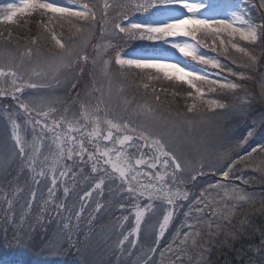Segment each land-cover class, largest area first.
Instances as JSON below:
<instances>
[{
    "label": "snow or ice",
    "instance_id": "6c2138e0",
    "mask_svg": "<svg viewBox=\"0 0 264 264\" xmlns=\"http://www.w3.org/2000/svg\"><path fill=\"white\" fill-rule=\"evenodd\" d=\"M250 3L251 0H104L103 10L99 13L100 42L92 45L95 56L91 58V64L94 68L99 65L106 89L95 87L93 75V91L98 93L94 102L87 98L90 92L84 98H80L77 92L69 102L66 97L58 96L57 90L69 83L68 76L61 78L62 73L72 74L71 89H74L78 77L84 73L83 65L89 63L86 49L95 35L98 22L96 6L87 0H66V4L63 0H19V3L3 5L0 8V25H15L29 33L14 38L10 29L7 35L0 31V38L19 51L18 56L12 55L7 63L0 64V98L11 97L18 109L9 112L8 106L4 108L13 142L9 151L12 157L19 156L23 167L32 174L35 185L39 186L42 180L48 182L45 185L48 198L43 201L42 210H46L49 204L54 205L58 183L66 185L70 177L75 182L77 173H82L84 166H90L95 176L94 187L85 194L86 197H91L93 191L102 196L107 183L114 185L110 187V193L115 192L119 197L126 193L127 199L134 201V231L124 235L119 242L120 247L129 237H133L131 248L136 247L141 225L147 214L155 213L157 204L162 210V218L157 225V245L177 210L186 207L184 220L160 253V264L169 252L176 255V261L170 264H183L181 256L187 254L189 247H196L201 227L209 229V236L214 223L219 229V220L227 217L219 206L211 207L216 202L209 198L212 195L210 190L223 192L229 199L245 200L247 197L236 187L216 182L209 183L190 199V192L182 185L185 184V174L193 169V162L188 156L178 155L169 147V142L180 136L178 129L181 125H187L190 132L195 127L196 122L188 119L187 113H196L203 119L205 108L211 113L230 108L228 103L209 94L218 90L235 93L244 88L243 84L222 76L226 71L241 81L250 78L222 65L221 55L231 59L227 56L229 45L247 58L248 62L242 67L257 66L259 56L234 42L238 39L247 45L264 47V13L258 21L253 20ZM256 7L251 3V8ZM259 8L264 9V0H260ZM110 10L115 14L110 15ZM33 16L37 19H27ZM29 24L35 25L37 31L34 34H31ZM225 36L229 38L228 45L221 38ZM121 40L125 44L134 41L151 44L125 53L119 45ZM202 47L217 55L203 54ZM218 47L221 49L219 52ZM113 49L114 56H109ZM231 62L237 63L235 59ZM113 65L117 66L115 72ZM209 68L220 70L214 74L218 78H210L213 74ZM130 75H138V80L129 81ZM114 79L120 81L117 94L123 93L126 86L143 88L145 99L131 112L128 109L132 100L126 97H121V105H113ZM159 81L186 84L194 91L182 93L175 88L158 89L153 82ZM124 82L129 83L126 85ZM26 90H31L27 96L24 95ZM169 95L171 99H168ZM177 98L193 101L186 104V113L173 111ZM261 99H264V83L261 84ZM249 104L245 96L241 104L232 105L231 110L244 115L247 112L245 106ZM116 108H121V111L116 112ZM261 120L264 121V113ZM174 130H177L175 134ZM217 135L220 140L228 137L227 131H219ZM252 136L253 131H248L237 147H242ZM185 141L197 154L209 150L208 142L203 139L199 144L187 137ZM44 149L46 151H42ZM257 151L264 153V143L256 144L245 155L230 159L226 170L220 172L224 181H228L237 165L247 167ZM204 167L201 159L196 175H205ZM196 175L190 178L195 180ZM244 183L248 181L244 180ZM62 191L66 198L70 189L64 186ZM36 198L37 192L32 191L27 211L31 210ZM54 206L58 209L65 207L63 203ZM104 207V204L97 203L93 211L99 212ZM119 207L123 209L125 205L121 203ZM224 207L227 209L226 204ZM83 211L82 206L76 215L77 224ZM208 211L212 215L205 218ZM5 220L16 229L15 242L30 243L26 235L19 234L24 230L13 223L12 215L0 216V224ZM63 227L69 229V224ZM31 231L34 229H29ZM55 243L58 244L59 240ZM155 251V247L149 248L145 253L147 259L141 261L137 258V264H149L152 260L149 253ZM188 258L191 260L190 256Z\"/></svg>",
    "mask_w": 264,
    "mask_h": 264
},
{
    "label": "rangeland",
    "instance_id": "374dc122",
    "mask_svg": "<svg viewBox=\"0 0 264 264\" xmlns=\"http://www.w3.org/2000/svg\"><path fill=\"white\" fill-rule=\"evenodd\" d=\"M63 2L66 4V0H63ZM87 2L95 5L96 9L98 6L102 5V0H87ZM259 2L260 0H256L259 10L258 15L255 10L256 8H251V3L248 5L253 20L257 21L261 18V13H264V9L259 8ZM7 3H19V0H0V8ZM27 19L36 20L37 17L33 16ZM29 27L32 28L31 34H34L37 31L34 24H29ZM9 29L13 32L14 38L16 35L24 36L29 34L25 29L15 25H0V31H3L5 35H7ZM65 34H67V32ZM221 38L225 40V45H228L229 38L226 36ZM98 42V39H96L95 42H93V45ZM113 42L116 43L115 40ZM141 42L143 43V46L151 44V42ZM208 42L211 43L210 38ZM234 42L240 43L241 46L248 47L250 51L259 56L257 66L255 68L246 67V70L244 69V71H241V65L248 62L247 58L242 54L235 52L230 45L228 46L229 52L227 56L231 57V59H235L237 63L232 64L231 59H226L225 56L222 57L223 55H221L219 58L222 65H226L223 62L227 63L229 66L234 65L236 68L240 69H234L237 73L243 72L246 74L249 70V73H247L248 75H246L250 78L249 80L245 79L241 81L238 80L237 77L227 74L225 71L222 74L223 77H227V79L243 84L244 88L231 94H227L226 92L221 93L220 90H218L217 93L209 94L215 98L221 99L222 102L228 103L230 105L229 109H217L215 113H211L205 108V115L203 119L196 113H187V118L194 120L196 124L191 132L188 130L187 125H181L178 129L180 136L176 137V141L185 144H183L181 148H176V152L182 157L188 156V158H190L193 162V169L189 173L185 174V184L182 185L184 189L190 192V199L198 195V193L206 188L209 183L216 182L226 183L230 187L238 188L240 193L245 195L247 199H229L224 196L223 192L217 193L216 190H210L212 195L209 198L216 202L213 207L219 206L221 213H223L227 219L219 220V229H217L215 223L213 224L211 236L208 235L209 229L207 227L200 228L201 236L198 239L196 247H189L187 249V254L181 256L183 264H197V261H199L200 264H210V262L212 264L214 257L218 254L216 251L218 247L217 243L220 244L221 241L223 242L226 239L237 237V234L234 232L238 229V222L241 220L243 221L244 217L247 216V211L250 208L261 207L264 205V153L259 151L253 153L247 167L242 168L241 165H237V169L242 170L237 171V169H234L233 173L230 174L228 181H224L223 177L220 175L221 170H226L225 166L229 163L230 159L238 158V155H245L256 144L264 143V121L261 120V114L264 113V99H261V84L264 83V47L247 45L245 42H241L238 39ZM21 43H23V41H21ZM119 45L123 48L125 53H131L133 49L143 47L141 46L140 41L125 44L124 41L121 40ZM202 48L201 52L203 54L212 56L217 55V53H213L211 50L203 51ZM220 50L221 49L218 47V52ZM87 54L90 58L89 63L83 65L84 73L78 77V82L83 85L79 93L80 98H84L86 93L90 92L91 95L87 98L94 102L98 93L93 91V75L95 76V87H104L106 89V82L99 71V65L94 68L91 64V58L95 56V50L93 47L90 52H87ZM114 54V49L110 50L108 53L109 56H114ZM12 55L18 56L19 51L14 48L11 43H5L2 38H0V64L7 63L8 59ZM176 55L177 57L179 56L178 53ZM192 63L194 64L195 62ZM116 67L117 66L113 65L114 72ZM219 71V69L209 68V72L213 74L210 78H218L214 74ZM71 75V73L61 74V78L64 76L69 77V83L66 84L64 88L57 90V95L62 98L66 97L69 102L71 99L67 94L69 92V88L71 87ZM132 79L138 80V75H130L129 81ZM119 83V80H113V105H121V97H126L132 100V105L128 109V112H131L132 108L137 103H140L145 99L144 90L143 88H136L135 86H126L123 93L117 94V87ZM124 83L127 85L129 82ZM252 83H256V86ZM153 84L158 89L161 87L169 89L175 88L177 91L182 93L194 91L186 84H174L168 81L153 82ZM76 86H79L78 83ZM247 86L250 87L246 89ZM253 86H255V88H253ZM29 91L31 90H26L24 95L27 96ZM247 93L250 96V104L245 106L247 107L246 114L241 115L232 111L231 106L241 104V101L245 98V96L248 98ZM161 95L163 99V94ZM74 97H76V95ZM168 99H171L170 95L168 96ZM190 100L191 99L185 100L184 98H177V109H179L182 113H186V104L193 103V101L191 100V102ZM184 105L185 107H183ZM5 106H8L9 112L18 110L16 102L13 101L11 97L0 98V168L5 169L3 175L0 177V209L8 206L7 204L11 205L9 209L12 210L9 212H11L13 223H18L17 225H20L24 230L23 233L19 234L26 235V238L30 239V243H17L14 241V235L17 233L14 232V234L11 235L12 238H9L7 245L11 247V249L20 250L26 249L27 246L30 247L32 244H35L34 242L37 240L40 241L42 229L40 233L36 235L32 231L29 232V229H33L34 224L39 228L46 229V232H52L54 228H60L59 231H63L64 234H68V236L72 235L71 227L75 228L78 224H80L83 228L81 232L82 235L85 236L86 234H89V236L85 239L83 238L82 240V244L86 243L84 249L86 251V255L90 257V260L88 261L89 264H96V260L101 257L107 259L104 264H137V258L141 261L147 259L145 253H148V249L152 247H155L156 251L155 253H149L152 256V260L149 261V264H153V262L160 264L161 251H163V249L167 246L169 241L172 239L175 230L184 220V212H181V208L177 210V214L174 216V219L164 237L159 240L158 245L156 244L158 236L157 225L162 218V210L159 204H157L154 214L149 213L146 215L145 220L141 225L136 247L131 248L133 237H129V240L124 243L123 247H120L119 242L123 239L124 235L134 231V201L127 199L126 193L123 197L116 196L115 192L110 193L109 189L110 187H114V185L110 186L107 183L102 196L98 193V191H93L91 197H86L85 194L92 191V188L94 187L95 176L91 173L90 166H84V171L82 173H77L75 182H73L70 177L66 185L60 183L57 184L58 190L55 197L57 204L54 202V205L63 203L65 207L63 209H58L53 204H49L46 210H42L44 208L43 201L48 198L45 187L48 182L42 180L39 186L35 185L32 182V174L27 168L23 167L19 156L17 155L16 157H12L9 149L13 142L10 136L7 115L4 112ZM62 110L63 107L61 106V111ZM120 111L121 108H116V112ZM57 115H59V113H57ZM125 115L127 114L125 113ZM248 115L252 116V120L249 122L245 121ZM21 123L23 129L24 124L23 122ZM250 130L253 131V136L249 138L247 143L242 147H237V144L247 136V133ZM175 131L177 130H174V134ZM219 131H227L228 137L226 140H220L218 138L217 134ZM186 137L194 139L197 144H199L201 139L207 141L209 150L207 152L197 154L192 150V145L185 141ZM27 138L30 139V137ZM165 140H169V138L165 137ZM169 144V147L175 150L172 140ZM42 151H46V149ZM201 159L205 165V175L203 176L196 175ZM192 175H196L195 180L190 178ZM86 177L90 178L86 179ZM244 180H247L248 183L245 184ZM64 186H68L70 189L66 198L64 197L62 191ZM32 191L37 192V198L32 202L31 210L27 211V203L31 200ZM41 192H43V197L41 196ZM97 203H102L105 207L101 208L99 212H94L93 209ZM121 203L125 205L123 209L119 207ZM142 203H146V201H143ZM225 204L227 205V209L224 207ZM82 206L84 211L80 215L79 222L77 224L76 215ZM228 209H231L230 213L228 212ZM25 212L26 214H24ZM22 215L23 220H21ZM124 217H127L126 221L124 220ZM205 218H208V212H206ZM64 224H69L70 230L64 229ZM8 225L13 226V224L7 223V226ZM2 230L4 231V228H2ZM13 231L14 230L9 227L6 234H10ZM183 231H187V229H184ZM8 237L9 235L7 238ZM57 239L59 240L58 244L55 243ZM60 241L61 239L59 237L54 238L52 240L51 247L49 248V252L54 253L57 251L61 245ZM243 246H245V252L242 256V262H244V264H264L263 240L259 243L255 238L250 237L249 240L244 242ZM5 247L9 249L6 245ZM95 248L103 249V253L100 254L99 252L101 250H95ZM129 252H131V255L128 254ZM189 256L191 257V260H189ZM49 257L50 256H48V258ZM124 257H128V260H125ZM114 258L117 259L116 263L113 260ZM171 261H176V255L174 252H169L164 256L163 264H170ZM0 264L19 263L16 255L10 253L9 251L5 253V249H1Z\"/></svg>",
    "mask_w": 264,
    "mask_h": 264
},
{
    "label": "trees",
    "instance_id": "16d2710c",
    "mask_svg": "<svg viewBox=\"0 0 264 264\" xmlns=\"http://www.w3.org/2000/svg\"><path fill=\"white\" fill-rule=\"evenodd\" d=\"M230 67L232 68V70L234 69L240 70L239 68H236L234 65H230ZM240 68L241 71H244V69L246 70V67L245 68L240 67ZM247 73H249V70L246 72V74ZM252 84H255L256 86V83H252ZM255 86H253V88H255ZM249 87L250 86H247L246 89H248ZM226 93L231 94L228 92ZM249 99L250 96L248 95V100ZM177 107H178V103L176 101L175 106H173V111H179ZM183 107H185V105ZM251 120H252L251 115H248V117L245 119V121L247 122ZM247 212L248 214L246 217H244V220L238 222V229L234 232L235 234H237L236 235L237 237L232 239H226L223 242L221 241L220 244L217 243L218 247L216 251L218 254H216L217 256L214 257L215 260L213 259L212 264H244V262H242V256L244 255L245 252V246H243L244 242L249 240L250 237L255 238L259 243L262 240L264 241V205H262L261 207L250 208ZM88 261L89 259L83 257L82 254L77 252L72 253L69 252V250L60 252L59 254L53 257L54 264H89ZM96 261H97L96 264H104L106 262V260L103 258H99ZM32 263L40 264V261L38 259H34Z\"/></svg>",
    "mask_w": 264,
    "mask_h": 264
}]
</instances>
